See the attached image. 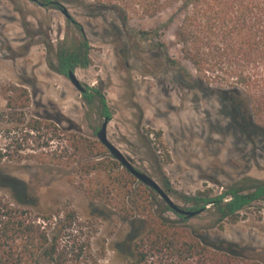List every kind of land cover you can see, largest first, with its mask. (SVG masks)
<instances>
[{
    "label": "rangeland",
    "instance_id": "374dc122",
    "mask_svg": "<svg viewBox=\"0 0 264 264\" xmlns=\"http://www.w3.org/2000/svg\"><path fill=\"white\" fill-rule=\"evenodd\" d=\"M179 21L180 15L167 9L150 18L134 17L124 27L110 12L89 14L75 3H63L59 10L29 0H0V146L11 142L10 160L0 164V172L24 181L41 208L71 206L88 219L97 228L98 240L109 244L103 264L118 260L110 243L122 224L112 214L122 194L116 198L117 185L102 175H86L75 164L57 163L69 134L97 140L95 133L104 121L87 107L83 92L51 67L58 45L78 37L76 23L88 39L90 64L72 71L84 89L104 94L111 112L107 139L174 203L186 207L181 196L206 189L218 193L246 176L264 180V141L237 131L216 95L185 81L183 73L166 62L162 50L137 33L143 30L161 41L180 68L192 73L173 36ZM10 84L29 92L22 124L5 113L3 94ZM32 118L53 122L56 129L26 133ZM43 143L48 145L41 148ZM19 144L23 150L17 149ZM104 157L115 160L109 151ZM89 186L103 193L111 188L110 196L92 202L85 191ZM138 186L136 179L133 191ZM150 190L148 199L156 204L161 198ZM0 194L11 198L6 189L0 188ZM95 212L102 215L91 216ZM190 222L204 227L211 216L204 212ZM207 232L211 240L223 238L264 254V201L246 207L236 223L225 222L222 229Z\"/></svg>",
    "mask_w": 264,
    "mask_h": 264
},
{
    "label": "trees",
    "instance_id": "16d2710c",
    "mask_svg": "<svg viewBox=\"0 0 264 264\" xmlns=\"http://www.w3.org/2000/svg\"><path fill=\"white\" fill-rule=\"evenodd\" d=\"M29 1L59 10L63 3H75L89 14L110 12L124 27L134 17L150 18L174 9L180 21L173 36L192 73L180 68L161 41H154L146 31L137 33L161 49L166 62L183 73L185 81L216 95L237 131L264 141V0ZM75 27L78 37L62 41L55 53V65L51 63L52 69L62 75L90 64L88 39L80 24ZM3 98L5 113L24 123L23 110L30 103L28 90L10 84ZM82 98L101 118L111 119L106 98L99 90L85 88ZM55 127L53 122L32 118L26 123V133ZM154 135L159 137L160 132ZM66 141L57 163L75 164L86 175H102L117 185L116 198L122 194L117 211L112 213L122 222L110 243L118 259L113 264H264V254L251 253L223 238L211 240L207 232L212 227L222 229L225 222L236 223L246 207L264 201V180L246 176L218 193L206 189L183 195L186 207H180L196 212L189 217L177 213L162 199L156 204L149 200L150 188L140 182L133 191L136 178L117 161L102 158L108 150L99 141L76 133L69 134ZM10 145L0 146V164L10 160ZM17 147L24 149L20 144ZM163 185L169 187L167 180L163 179ZM0 188L11 196L0 194V264H103L109 244L98 240L97 228L74 208H41L24 181L2 172ZM85 191L94 202L110 196L111 188L103 193L89 186ZM204 212L211 216L209 225L199 227L190 222ZM99 215L102 213L91 214Z\"/></svg>",
    "mask_w": 264,
    "mask_h": 264
},
{
    "label": "water",
    "instance_id": "95a60500",
    "mask_svg": "<svg viewBox=\"0 0 264 264\" xmlns=\"http://www.w3.org/2000/svg\"><path fill=\"white\" fill-rule=\"evenodd\" d=\"M64 14H66V10L63 9ZM66 76L69 78L71 83L81 92H84V87L81 85V83L77 80L74 72L72 70H69L66 74ZM108 120L104 119L98 130L96 131V138L97 140L109 151L111 156L117 160L122 167H124L131 175H133L139 182H141L143 185L151 188L154 190L162 200L165 201V203L174 211L180 214H184L186 216H193L196 214L195 211L185 210L178 206L176 203H174L169 195L163 190V188L148 174L144 173L143 171L135 168L129 159H127L109 140L106 136V127H107Z\"/></svg>",
    "mask_w": 264,
    "mask_h": 264
}]
</instances>
